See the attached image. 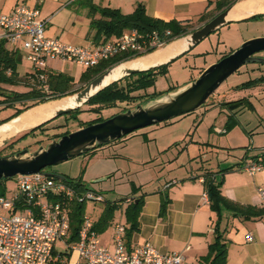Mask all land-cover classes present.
I'll return each mask as SVG.
<instances>
[{
	"label": "crops",
	"instance_id": "0c3cea01",
	"mask_svg": "<svg viewBox=\"0 0 264 264\" xmlns=\"http://www.w3.org/2000/svg\"><path fill=\"white\" fill-rule=\"evenodd\" d=\"M221 1L222 0H0V9L4 13H11L21 4L39 8L40 18L46 20V35L48 37L59 38L72 45L95 48L118 36L106 38L103 33H99L98 30L93 27V17L91 13L92 4L99 7L118 8L126 14L134 12L139 5H143L147 13L152 17L164 20L190 22L195 24L194 28H198L205 23L198 22L204 13L214 12L216 15L221 11L217 9V2ZM231 6L228 15L231 22H249L253 18L264 20V0H237ZM96 17H100V13H97ZM248 24L251 23L249 22ZM127 31L129 30L125 32ZM1 32L2 29L0 28V33ZM177 42L181 43L178 49ZM21 44V42L10 44L0 37V47L4 46L10 52H15L16 56H21L16 67L18 75L16 78L17 82L14 84L0 83V92L2 95L0 96L1 104L8 105L12 103L10 102L9 94L14 92H26L33 86L29 74L35 71V67L32 69L22 68L27 51H22L20 49ZM170 47H175V52L171 53V55L168 54L164 59L159 61H165L169 57L179 53L183 49V40H174L170 44L148 55L157 51L166 52ZM58 59L60 58L48 61V71L56 73L63 72L55 65L57 61L73 63L79 66V64L71 61ZM207 66L209 65H206V67ZM206 67H203L199 72L201 73ZM260 68L261 66H258L254 69ZM79 70L80 73L78 77L69 74L75 77L78 83L81 82L80 78L84 73L81 69ZM11 73L12 71L8 70L7 74L11 75ZM263 74L264 73L261 75ZM193 78L192 76L191 80ZM6 98H8L7 101H5ZM61 99L52 100L38 106L51 105ZM19 105L21 104L18 102L14 103V107ZM245 130H247L246 133H250L247 128H245ZM252 134L253 132L250 133V135ZM150 139V135L146 134L144 141H142L148 142ZM174 143L179 144V142ZM174 143L160 144L156 142L153 151H150V147L147 146L150 152L148 154V159L145 158L146 153L135 158L141 160V164H144V171H146V169L149 168L148 166L153 165V154H157L156 156L160 157L162 154L168 153ZM110 145H116L115 141L107 144V146ZM183 155L187 156L188 163L186 167H184L183 172L176 174L170 181L167 179L166 173L161 171L164 170L162 168H165V164L162 165L163 167L160 168L161 170H156L155 176L142 179L139 182L130 180L132 193L126 195L125 198H132L134 200L136 197H142L144 201L139 215L138 228L132 230L130 236L125 234L127 247L132 248L136 245L150 242L163 253H184L188 264H211V244L215 240L217 229H219L224 233L225 240L228 242V253L225 264H264V213L253 217H243L240 214H235L233 209L225 205H222L218 209L212 208L211 199L207 201L204 196L206 192L204 175L209 171L197 173L194 168L191 167V141L180 150L177 157L169 160L180 159ZM135 158L133 157V159ZM261 159H264V143L256 146L253 150L248 148L245 156L238 162L235 160H227L224 161L225 163H222L220 161V171L224 170V173L219 172L217 177L223 178V185L221 188L223 194L227 198L243 206H253L264 209V201L258 191L259 186L264 185V170L258 171L255 174H250L243 168V164L247 160ZM159 164L162 163L154 165L158 167ZM183 165L185 166V163H183ZM228 167H230V169L226 170ZM154 169L156 168H153V170ZM153 182H156V187L153 186L148 188ZM145 188L146 191L144 190ZM83 190L84 189H80L81 192H84ZM140 191H142V193H140ZM96 194L102 196V193L96 192ZM117 200L120 199L108 200L106 197L102 196V199L95 200L105 202L104 207L98 210L97 215L92 216L85 211V214L91 216L95 224H98L102 243L112 250L115 248L113 240L114 224L117 222L124 223L127 228V233L132 223L128 219L126 209L133 200L127 201V199H124L120 207L114 211L112 217L105 216L107 207ZM250 232L253 233L254 238L248 241L247 235ZM70 240L71 235L67 237V239L60 240L56 243L54 255L58 257V264H78L79 254L69 247L74 242Z\"/></svg>",
	"mask_w": 264,
	"mask_h": 264
},
{
	"label": "rangeland",
	"instance_id": "374dc122",
	"mask_svg": "<svg viewBox=\"0 0 264 264\" xmlns=\"http://www.w3.org/2000/svg\"><path fill=\"white\" fill-rule=\"evenodd\" d=\"M249 22L251 24H248ZM249 22H231L211 33L189 53L173 60L168 65V70L158 75L155 84L148 86L146 91L159 92L172 87L187 85L200 75L199 71L206 65H210L225 54L231 53L244 41L264 36V20L253 18ZM20 49L27 51L23 44H21ZM55 65L63 73L72 74L76 77L80 73L79 69L82 72L86 70V66L81 64L79 67L73 63L57 61ZM258 66L261 68L254 69ZM33 67L34 63L25 56L22 68L32 69ZM262 73H264V64H245L230 76L211 99L199 109L165 122L140 128L115 141L116 145L99 147L94 152L73 157L44 170L70 177H81L83 182L92 186L94 193H102V196L108 200L123 199L132 193L130 180L139 182L142 179L155 176L156 170H161L163 164L166 166L161 171L166 173L169 181L176 174L183 172L188 163L186 155L180 159L177 158L178 160L170 161L169 159L177 157L180 150L191 141V167L194 168L195 172L215 171L219 173L220 161L222 163L227 160L238 162L245 156L248 148L253 150L256 146L264 143V80H260L259 83L247 88L237 87ZM192 76L194 78L191 80ZM81 86H84V83L76 84V88ZM0 96H2L1 92ZM244 97L248 101L229 103ZM123 108L124 105L119 103L97 110L91 109V104L86 103L81 111L57 117L49 122L44 130L38 129L36 133H30L23 137L14 143L13 147L9 146L4 153L17 152L24 148L34 151L42 145H47L60 133L77 130L81 128V124L95 118L106 119L122 111ZM15 110L14 106L0 103V123L3 122L4 118L10 117ZM245 128L253 134L246 133ZM146 134H149L151 139L148 142H143ZM14 138L13 135L3 142H10ZM3 142L0 147L4 144ZM156 142L160 144L179 142V144L174 143L168 153H164L160 157L153 154V165L162 164H159L158 167L155 165L148 166L149 168L144 171V164H141V160L135 157L146 153L145 158L148 159L150 152L147 146L150 147V151H153ZM153 168L156 169L153 170ZM155 185L156 182H153L148 188L156 187ZM17 188L16 177L6 180L0 179V195L10 196ZM144 190L146 191V188ZM83 191L84 194L87 192L86 189ZM95 198L98 197L85 200V211L92 216L97 215L98 210L105 205V202L95 201L97 200Z\"/></svg>",
	"mask_w": 264,
	"mask_h": 264
},
{
	"label": "built area",
	"instance_id": "2783aa9c",
	"mask_svg": "<svg viewBox=\"0 0 264 264\" xmlns=\"http://www.w3.org/2000/svg\"><path fill=\"white\" fill-rule=\"evenodd\" d=\"M0 28L2 39L23 44L46 94L50 93L46 75L50 59L61 58L89 67L124 52L137 55L157 50L168 42L156 30L134 29L95 48L72 45L48 37L46 20L40 18L39 8L26 4L18 5L11 13L0 9ZM243 168L255 174L264 170V159L247 160ZM16 182L18 188L12 195H0V264H58L54 255L56 243L71 235L70 203H83L93 197L99 200L102 196L90 190L84 194L67 181L42 173L19 174ZM258 191L264 201V185ZM204 196L210 200L207 190ZM126 229L122 222L114 224L112 250L102 243L93 218L84 214L78 239L69 247L79 254L78 264H188L184 253H163L150 242L127 247ZM253 238V233H248L247 240Z\"/></svg>",
	"mask_w": 264,
	"mask_h": 264
},
{
	"label": "water",
	"instance_id": "95a60500",
	"mask_svg": "<svg viewBox=\"0 0 264 264\" xmlns=\"http://www.w3.org/2000/svg\"><path fill=\"white\" fill-rule=\"evenodd\" d=\"M231 7L221 10L200 27L178 38L183 40V49L179 53L169 57L165 61L146 65L142 62H134L129 65V62L136 61L141 57L143 58L149 53L113 65L87 82L81 90L63 97L69 98L67 104L57 105L51 110L48 117L27 128L20 129L15 135L50 122L63 114H69L81 109L93 96L114 82L172 62L190 51L211 33L230 23L231 20L228 18V15ZM263 51L264 36L248 39L237 49L206 67L196 79L187 85L180 86L148 102L122 110L103 121L95 122L64 134L34 151L24 148L15 153L1 155L0 179L14 178L19 174L32 175L42 173L66 181L68 180L67 175L47 172L44 169L60 164L73 157L83 155L99 146L110 144L140 128L165 122L199 109L243 65L248 63H264V56L257 55V53ZM28 111L0 123V132L13 128L15 123L21 121L23 114ZM82 184H84L86 190L94 191L89 183L82 181Z\"/></svg>",
	"mask_w": 264,
	"mask_h": 264
},
{
	"label": "trees",
	"instance_id": "16d2710c",
	"mask_svg": "<svg viewBox=\"0 0 264 264\" xmlns=\"http://www.w3.org/2000/svg\"><path fill=\"white\" fill-rule=\"evenodd\" d=\"M237 0H222L221 2H217V9L223 10L227 7L233 5ZM91 13H92V25L94 28L98 30L99 33H103L104 36H121L125 33L126 30H139L141 32H149L156 30L161 36L167 37V44L173 42L174 40L190 33L195 30L193 23L190 22H182L180 20H164L160 18H155L150 16L145 7L143 5H139L138 8L132 13H123L118 8L112 7H99L95 4L91 5ZM100 13V17H96V14ZM213 16H215L214 12H206L204 13L200 19L199 23L206 22L210 20ZM167 31H170L171 34L167 35ZM156 49H149L147 52L142 54H131L129 52H124L118 54L108 60H104L95 66H89L84 71L83 75L80 78V81L84 83V85L89 82L91 79L95 78L108 68L113 65H116L120 62L127 61L133 58H137L143 56L145 54L154 52ZM232 52V51H231ZM225 54L224 56H226ZM222 56V57H224ZM21 59V56H16V53H12L7 50L4 46L0 47V83H9L14 84L17 82V72L16 67L18 61ZM171 63V62H170ZM170 63L161 65L159 67L150 69L148 71H142L140 73L133 74L128 76L120 81L114 82L102 89L98 94L93 96L87 103L91 104V109L102 110L105 107L115 106L119 103L124 105L125 109L132 108L138 104H142L150 101L151 99L158 98L163 94L175 90L179 87H172L165 91L159 92H147V88L150 85L155 84L158 75L165 73L168 70V65ZM264 64V63H260ZM8 70H11V75H8ZM47 75V84L50 89V93L46 94L43 88H40L41 82H39V77H37L36 72H32L29 74V78L32 81V88L26 92H14L9 94V99L11 100L8 105H13L14 103H20L21 105L15 107V112L3 121H7L14 116H17L27 110H30L40 104H44L50 102L52 100L61 99L68 95H72L75 92L81 90L84 86L76 88L75 77L63 73V72H53L46 70ZM260 80H264V74L254 79L247 80L242 84H239L238 88H247L254 84L260 82ZM48 95V96H47ZM8 98L5 99L7 101ZM245 100L248 101L245 97L237 100L230 101L229 103H240V101ZM82 109L76 110L69 114H74L75 112H79ZM105 118H95L89 121H86L84 124H81L80 127L87 126L89 124L103 121ZM53 121V120H52ZM51 122V121H50ZM49 122L41 124L37 127L28 129L18 135L15 136L14 140L10 142H5L0 147V156L5 154L15 153V151H10L8 153H4V151L10 146L13 147L14 143L23 137L29 135L30 133H36L38 129L44 130ZM69 133V131L58 134V137ZM55 137V138H58ZM122 139V138H121ZM105 146V145H104ZM102 147V146H99ZM99 147L87 152H94ZM86 154V153H85ZM230 169V167L226 168V170ZM224 173L223 171H220ZM218 172L209 171L204 175V183L206 185V190L209 193V197L212 202V208L218 209L222 205H225L231 209H233L235 214L241 215L243 217H253L257 215H262L264 213V209L256 208L253 206H243L238 204L229 198H227L222 192L223 178L217 177ZM68 183L73 185L76 189H86L84 184H82L81 177H70L68 176ZM10 179V178H1ZM127 198H123L112 202L105 212L106 217H112L114 211L120 207L122 201ZM60 200V199H59ZM62 201V200H61ZM143 198L136 197L134 200L128 205L126 209V214L128 216L129 221H131V227L127 230V236H130L131 231L138 228L139 224V215L142 210ZM165 205V204H164ZM71 207V240L76 241L79 236V230L82 224V218L85 214V202H72L70 203ZM95 228L99 231L98 224H95ZM228 253V242L225 240L224 233L217 229L216 237L214 242L211 244V264H225L227 260ZM55 254V251H54ZM58 262V261H57Z\"/></svg>",
	"mask_w": 264,
	"mask_h": 264
},
{
	"label": "bare ground",
	"instance_id": "6f19581e",
	"mask_svg": "<svg viewBox=\"0 0 264 264\" xmlns=\"http://www.w3.org/2000/svg\"><path fill=\"white\" fill-rule=\"evenodd\" d=\"M177 49L180 47L181 43L177 42ZM177 51V50H176ZM164 51H157L151 55H148L143 58H139L136 61L129 62V65L133 64L134 62H142L144 65L154 63L156 61L164 59L168 54L175 52V47H170L166 52ZM69 102V98H63L58 100L57 102L51 105H41L34 108L33 110L28 111L27 113L23 114L21 121L15 123L14 127L0 132V144L7 138L12 137L15 135L20 129L27 128L34 123H38L49 116L53 107L57 105H65Z\"/></svg>",
	"mask_w": 264,
	"mask_h": 264
},
{
	"label": "flooded vegetation",
	"instance_id": "af4514ba",
	"mask_svg": "<svg viewBox=\"0 0 264 264\" xmlns=\"http://www.w3.org/2000/svg\"><path fill=\"white\" fill-rule=\"evenodd\" d=\"M263 52H264V51H263ZM257 55L264 56V53L260 52V53H257Z\"/></svg>",
	"mask_w": 264,
	"mask_h": 264
}]
</instances>
